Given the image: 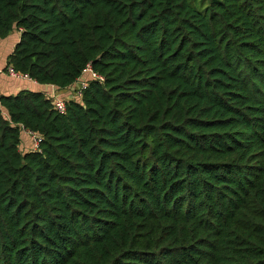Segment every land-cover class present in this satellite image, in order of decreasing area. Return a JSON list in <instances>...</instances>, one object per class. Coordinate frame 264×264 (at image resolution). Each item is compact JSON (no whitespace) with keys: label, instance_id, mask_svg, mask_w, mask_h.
<instances>
[{"label":"trees","instance_id":"obj_1","mask_svg":"<svg viewBox=\"0 0 264 264\" xmlns=\"http://www.w3.org/2000/svg\"><path fill=\"white\" fill-rule=\"evenodd\" d=\"M12 34L4 72L99 77L0 94V264H264V0H0Z\"/></svg>","mask_w":264,"mask_h":264},{"label":"crops","instance_id":"obj_2","mask_svg":"<svg viewBox=\"0 0 264 264\" xmlns=\"http://www.w3.org/2000/svg\"><path fill=\"white\" fill-rule=\"evenodd\" d=\"M9 52L10 50L8 49L6 52H4L3 49L0 51V94H14L23 88L41 91L47 96L55 95L58 92V88L55 86L40 85L36 81L26 76L13 75L11 73L4 72L3 69L6 64L7 54Z\"/></svg>","mask_w":264,"mask_h":264},{"label":"rangeland","instance_id":"obj_3","mask_svg":"<svg viewBox=\"0 0 264 264\" xmlns=\"http://www.w3.org/2000/svg\"><path fill=\"white\" fill-rule=\"evenodd\" d=\"M14 40H16L15 38V34H12L8 39H6L5 41L2 42V45L0 46L1 49H3L4 52H6V50H10L13 43L15 42ZM8 46V47H7ZM0 49V51H1ZM90 77V73L87 72L85 73V75L83 77H81L77 83H75L74 86H72L69 90L63 92V93H60L57 92L55 95L56 97H54L53 99H62L64 101H68L70 99H77L78 98V95L80 94L79 92H77V94H75V90L78 91V87L81 86V87H84L86 85V81L87 79ZM21 138H22V143H23V147L25 150L28 149V150H31L33 149L35 146L33 145L34 142H30V138L29 136L27 135V133L25 131H23L21 133Z\"/></svg>","mask_w":264,"mask_h":264},{"label":"built area","instance_id":"obj_4","mask_svg":"<svg viewBox=\"0 0 264 264\" xmlns=\"http://www.w3.org/2000/svg\"><path fill=\"white\" fill-rule=\"evenodd\" d=\"M86 72H89L93 77H99V76H98V75L92 70L91 66H88V68L86 69ZM10 73L13 74V75H19V74H17V73H14L12 70H10ZM100 78H102V77H100ZM79 87H81V86H79ZM79 87H78V91H77V92H79ZM79 93H80V92H79ZM50 97H51V98H54V97H56V95H50ZM54 103H55V105H56V108H57L60 112H64V111H65V109H66V101H64V100H62V99H55V100H54ZM29 133L32 135V137H33V139H34L35 147H37V145H38V136H37L35 133L31 132V131H29Z\"/></svg>","mask_w":264,"mask_h":264}]
</instances>
